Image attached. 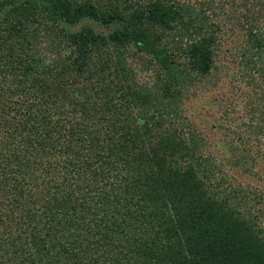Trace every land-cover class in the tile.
Wrapping results in <instances>:
<instances>
[{
  "label": "trees",
  "instance_id": "1",
  "mask_svg": "<svg viewBox=\"0 0 264 264\" xmlns=\"http://www.w3.org/2000/svg\"><path fill=\"white\" fill-rule=\"evenodd\" d=\"M93 1L0 0V46L9 38L2 30L31 39L19 51L0 47V184L11 194L0 205V229L17 232L13 250L0 247V264H264L262 231H252L261 240L252 248L230 223V197L207 196L214 167L198 154L204 139L158 123L157 111L171 110L181 86L217 69L220 29L207 6L147 0L125 14L127 6L105 11ZM257 6L263 17L264 0ZM86 20L114 30L97 32ZM63 24L77 28L70 55L49 63L28 55L31 42ZM247 36V49L264 53V31L251 24ZM129 46L161 65L167 82L157 89L170 103L139 101L137 91H153L139 83ZM94 51L110 60L97 81L88 66ZM135 122L146 139L132 133ZM75 139L86 152L69 154Z\"/></svg>",
  "mask_w": 264,
  "mask_h": 264
},
{
  "label": "rangeland",
  "instance_id": "2",
  "mask_svg": "<svg viewBox=\"0 0 264 264\" xmlns=\"http://www.w3.org/2000/svg\"><path fill=\"white\" fill-rule=\"evenodd\" d=\"M96 1L100 9L105 11H112L117 5L123 8L127 6L128 10H122L125 14L132 13L140 7L142 2H147V0H128V3L122 2L123 0L120 3L119 0H94L93 2ZM179 1L199 8L207 6L211 21L218 24L220 37L216 59L217 69L213 70L203 82L196 81L181 86L183 95L180 99L178 98L171 110L157 111L158 123L169 125L171 129H177L178 132L194 131L199 135L198 140L204 139V142L199 140L202 146H199L198 154L210 158L214 167L213 174L208 180L211 188L207 196L216 203L225 200L224 195L230 197V203L235 205L230 223L239 231L242 240L256 249L260 247L261 240L256 241V235H253L252 231L254 233L256 229L262 231L259 236H256L258 239L264 236V159L260 156V153L264 151V134L257 131L264 124V100H261L264 95V53L247 49V29L252 24L262 33L264 16L261 17L260 6L253 9L254 0H211V3L209 0ZM207 3H210L209 6ZM6 9L4 8L2 12ZM245 14L249 16L245 17ZM84 24L97 32L109 33L114 30V27L109 30L92 20H86ZM144 24L147 29L148 24L146 22ZM63 27L65 30L58 34L45 33L37 38V43L31 42L30 44L35 45L36 48H29L28 55H35L37 59L45 63H49V58L55 57L59 52L62 58L70 55L69 37L77 28L65 24ZM156 31L158 35L163 34L160 28ZM1 32L9 37L5 40V44L0 46L2 49L13 46L15 51H19L29 45L28 42L31 40L21 38L13 31L2 30ZM103 53H107V50L104 49ZM129 53L128 61L137 70L139 83L153 91V94L137 91V95L142 97H139V101L144 104V107L152 104L154 100L156 102L157 99H160V102L170 103L173 99L165 94L163 89H157L159 84L167 82L166 80L163 82L158 77L157 73L161 65L155 59L148 62L147 60L152 56L142 55V58H139L140 53L135 46H129ZM131 53L134 54L133 58ZM100 54L102 51H94L88 58L89 70L96 81L99 76L95 73L110 61L105 62ZM250 58L253 59L254 64H249ZM89 81H92L91 75ZM143 98L148 100L143 101ZM138 119L136 122L139 121ZM136 122L132 127V133L140 139H146L149 136L147 129L139 128L142 122L138 125ZM76 142V139L73 140L74 145L70 153H67H74L78 149L87 151L88 147H83L84 143L81 145ZM243 151L250 152V157L245 156ZM8 186L0 184L2 207L10 200ZM13 227V225H2L0 229V243L7 241L6 244H0L1 252L13 250L11 245L14 240L10 235H17V232L11 229Z\"/></svg>",
  "mask_w": 264,
  "mask_h": 264
}]
</instances>
